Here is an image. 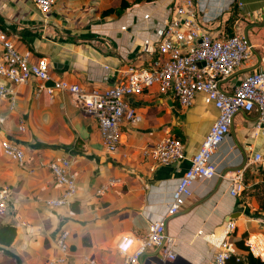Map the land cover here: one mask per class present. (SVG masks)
Here are the masks:
<instances>
[{
  "label": "crops",
  "instance_id": "0c3cea01",
  "mask_svg": "<svg viewBox=\"0 0 264 264\" xmlns=\"http://www.w3.org/2000/svg\"><path fill=\"white\" fill-rule=\"evenodd\" d=\"M173 2L152 0L120 15L104 16L120 1L56 0L52 12L41 16L33 0H0V26L20 51L33 54L32 61L48 60L53 81L104 91L118 82L121 70L149 67L158 57L157 41ZM209 15L215 19L212 34L241 35L253 47L221 83L230 91L262 66L264 0H214ZM1 83L5 81L0 79ZM11 88L14 108L9 97L0 99V188L11 192L9 211L0 217V225H14L17 236L10 247L0 245V264H58L56 237L62 229L70 232L71 248L63 264H88L90 258L99 264H123L118 243L145 235L152 221L164 217L218 114L203 95L183 108L173 95L150 88L127 98L142 120L122 125L120 146L110 153L97 120L82 113L70 95L60 91L49 95L38 89L36 80ZM258 120L255 111L235 116L229 136L213 157L218 175L195 183L192 197L168 220L166 233L174 241L175 259L154 251L145 253L140 264H202L214 251L206 237L229 220L236 222L231 237L235 244L253 233L264 235V164L252 163L256 154H264V124L258 128ZM166 137L182 139L185 160L156 165L142 155L143 149ZM3 140L23 149V166L4 155ZM56 158L72 163L77 195L71 206L47 203L63 192L49 169ZM237 171L243 173L245 189L233 198L229 179ZM110 178L120 182L100 195V187Z\"/></svg>",
  "mask_w": 264,
  "mask_h": 264
},
{
  "label": "built area",
  "instance_id": "2783aa9c",
  "mask_svg": "<svg viewBox=\"0 0 264 264\" xmlns=\"http://www.w3.org/2000/svg\"><path fill=\"white\" fill-rule=\"evenodd\" d=\"M214 0H174L169 16L164 23L163 32L157 41L158 57L149 67L129 66L120 72L118 82L104 91H86L77 83L53 81L46 58L32 61L33 54L20 51L12 38L0 26V99H10L11 109L16 97L12 86H23L31 81L38 82V89L49 95L60 91L70 95L85 115L94 117L99 125L102 142L108 152L115 153L121 143V127L124 123L136 124L142 120L136 109L129 106L127 98L140 96L150 88H157L163 95H173L183 108L193 105L198 95L204 96L206 104L218 112L217 117L204 137L198 152L191 158L190 166L173 192L172 200L165 215L149 224L145 235L126 239L117 245L123 264H140L147 252L158 251L167 259L173 260L176 253L174 241L166 233L168 220L178 214L193 195L195 183L209 180L218 175L213 157L230 134L235 116L240 113L257 112L258 128L264 124V57L262 66L243 77L230 91H225L221 83L231 77L236 69L252 53L253 47L241 35H215L210 31L214 17L209 9ZM37 12L47 16L56 5V0H33ZM239 7L242 3H237ZM220 16V14H219ZM148 18V16H146ZM148 41L144 42L147 46ZM53 81L54 86H46ZM20 126V131H24ZM4 155L20 166L24 165L23 149L9 140L1 143ZM142 155L156 165H171L186 159V149L176 137H166L155 145L145 148ZM252 163H263L264 154H256ZM72 163L66 158H56L49 163V169L63 192L59 198L47 201L56 208L71 206L77 195V180L71 172ZM120 179L110 178L98 193L105 195ZM229 194L238 198L244 191V178L237 171L229 179ZM11 192L0 188V217L9 211ZM24 226H28L22 222ZM236 222L229 220L220 231L207 238L214 251L210 259L202 264H227L238 253L232 240ZM202 235L201 232L198 233ZM70 232L62 229L56 237L58 256L54 262L66 263L71 248L68 243ZM244 246L247 252L264 261V235L250 234ZM88 264H99L96 259H88Z\"/></svg>",
  "mask_w": 264,
  "mask_h": 264
},
{
  "label": "trees",
  "instance_id": "16d2710c",
  "mask_svg": "<svg viewBox=\"0 0 264 264\" xmlns=\"http://www.w3.org/2000/svg\"><path fill=\"white\" fill-rule=\"evenodd\" d=\"M118 7L110 8L106 10L103 15L108 16L110 14L120 15L123 12L141 4L144 2H150L152 0H119ZM233 20L230 22L231 25ZM229 27V26H228ZM227 27V28H228ZM179 139V138H178ZM182 141V139H179ZM264 194V193H262ZM264 196V195H263ZM17 236V229L14 225L3 224L0 225V245L4 247H10ZM246 240V239H245ZM244 240L236 243L238 253L233 255L227 262V264H264L259 258L254 257L251 253L247 252V248L244 246Z\"/></svg>",
  "mask_w": 264,
  "mask_h": 264
},
{
  "label": "water",
  "instance_id": "95a60500",
  "mask_svg": "<svg viewBox=\"0 0 264 264\" xmlns=\"http://www.w3.org/2000/svg\"><path fill=\"white\" fill-rule=\"evenodd\" d=\"M46 86H54V83L52 81H49L46 83ZM160 259H162V257Z\"/></svg>",
  "mask_w": 264,
  "mask_h": 264
}]
</instances>
